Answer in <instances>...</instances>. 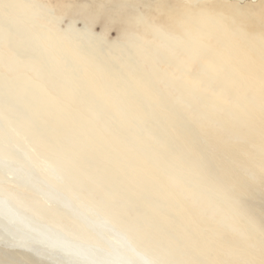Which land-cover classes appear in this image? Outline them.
<instances>
[{
    "label": "bare ground",
    "instance_id": "6f19581e",
    "mask_svg": "<svg viewBox=\"0 0 264 264\" xmlns=\"http://www.w3.org/2000/svg\"><path fill=\"white\" fill-rule=\"evenodd\" d=\"M27 1L0 0V264H264L256 23L194 10L149 27L147 53L88 31L63 40ZM166 50L230 99L160 71L185 72Z\"/></svg>",
    "mask_w": 264,
    "mask_h": 264
},
{
    "label": "rangeland",
    "instance_id": "374dc122",
    "mask_svg": "<svg viewBox=\"0 0 264 264\" xmlns=\"http://www.w3.org/2000/svg\"><path fill=\"white\" fill-rule=\"evenodd\" d=\"M27 4L32 9L30 17L37 24L59 33L63 40H66V32L75 38L88 31L94 36L103 37L106 43L123 42L147 53L149 49L143 48V43L160 47L149 27L169 32L178 25H189V16L194 10L223 17L224 22L229 20L236 27L240 25L238 19L244 23L255 22L251 28L264 36V0H29ZM233 37L237 38L238 35L234 34ZM239 43L241 45L242 41ZM166 51L185 72L178 73L175 66L157 61L156 67L160 71L223 103L230 99L224 100L217 90L209 89L210 84L191 77L198 70V62L190 61L175 51ZM16 70L19 72L20 68L17 66ZM238 90L243 97L250 95L243 89ZM253 101L257 102L258 99L254 98ZM237 171L247 176L244 169ZM250 177L253 178L252 175ZM258 193L264 195L262 191ZM214 211L207 213V221L219 225L221 216ZM240 230L237 235L242 238L244 231Z\"/></svg>",
    "mask_w": 264,
    "mask_h": 264
}]
</instances>
